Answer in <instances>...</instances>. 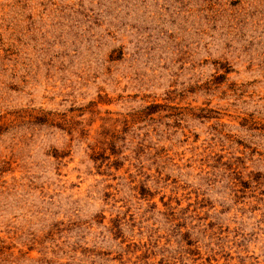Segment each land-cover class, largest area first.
Returning <instances> with one entry per match:
<instances>
[{
  "label": "rangeland",
  "instance_id": "374dc122",
  "mask_svg": "<svg viewBox=\"0 0 264 264\" xmlns=\"http://www.w3.org/2000/svg\"><path fill=\"white\" fill-rule=\"evenodd\" d=\"M0 264H264V0H0Z\"/></svg>",
  "mask_w": 264,
  "mask_h": 264
}]
</instances>
